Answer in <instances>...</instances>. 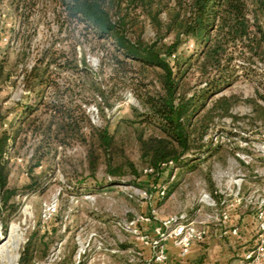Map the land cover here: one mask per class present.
<instances>
[{
    "label": "trees",
    "instance_id": "trees-1",
    "mask_svg": "<svg viewBox=\"0 0 264 264\" xmlns=\"http://www.w3.org/2000/svg\"><path fill=\"white\" fill-rule=\"evenodd\" d=\"M38 1L46 0H0V20L1 8H8L19 34ZM50 2L58 30H66L69 43L63 49L51 41L30 67L21 69L27 100L17 118L6 122L0 110V210L14 211L17 191L9 185L8 154L21 131L36 143L26 188L34 187L33 168L58 146L83 148L80 174L86 172L87 178L95 180L101 169L109 181L130 176L140 184L141 170L129 154V146L135 145L139 165L159 187L171 168L196 169L220 150L222 145L209 137L211 127L216 119L235 118L231 108L239 98L213 93L230 85L238 69L246 74L258 64L264 66V0ZM146 23L154 31L148 40L142 37ZM19 38L24 44L19 55H24L30 36L24 32ZM79 38L96 49L97 70L84 51H76ZM10 66L0 56V89L10 80ZM65 72L72 76L62 75ZM122 87L132 89L141 109L132 107L131 117L112 125L104 109L112 107ZM49 88L52 95L47 97ZM258 96L264 99L263 93ZM244 101L263 115L264 107L255 98ZM90 102L103 116L102 125L91 122L85 108ZM209 168L203 177L213 191ZM44 237L37 238L33 231L19 250L17 264L43 258L48 249Z\"/></svg>",
    "mask_w": 264,
    "mask_h": 264
},
{
    "label": "rangeland",
    "instance_id": "rangeland-1",
    "mask_svg": "<svg viewBox=\"0 0 264 264\" xmlns=\"http://www.w3.org/2000/svg\"><path fill=\"white\" fill-rule=\"evenodd\" d=\"M52 9L50 0L38 1L29 23L21 26L18 34L15 15L8 8H1L0 56L12 64L10 80L0 89V110L7 115L6 122L18 117L27 100L21 69L30 67L38 51L51 41L67 49V32L64 28L58 30ZM24 32L30 36L29 46L24 55H19L24 45L19 36ZM142 37H154L147 23ZM76 51H84L89 65L97 70L96 49L79 38ZM263 73L261 64L246 74L244 69H238V76L230 85L213 93V97L235 94L239 98L231 108L235 118L216 119L211 127L209 137L222 147L196 169L171 168L169 177L164 173L162 178L167 180L160 187L139 165L135 145L129 146V154L141 170L137 180L140 184L132 182L130 176L109 181L101 169L95 180L87 178L86 172L80 174L84 151L80 145H74L65 149L58 146L54 155L44 158L31 171L34 187L26 188L31 180L29 164L36 143L28 132L25 135L21 131L8 154L9 185L17 194L12 200L14 211L0 210V264H17L19 250L33 231L37 238L45 236L48 243L47 254L35 259V264H165L164 241L175 235L179 221L187 218L198 226L200 221H209L207 215L212 208L204 206L196 211L202 193L227 201L235 181L240 183L244 195L264 185V113L256 115L244 101L252 97L264 107V99L258 96V92L264 95ZM62 75L72 76L69 72ZM116 93L112 107L104 109L112 125L131 117L132 107L141 109L130 87L118 88ZM51 95L49 88L46 96ZM85 108L93 124L104 123L94 102ZM208 165L213 191L203 177ZM246 207L252 213V206ZM181 215L184 219L179 218ZM156 238L159 240L155 244ZM160 248L165 259L158 261L155 254Z\"/></svg>",
    "mask_w": 264,
    "mask_h": 264
},
{
    "label": "crops",
    "instance_id": "crops-1",
    "mask_svg": "<svg viewBox=\"0 0 264 264\" xmlns=\"http://www.w3.org/2000/svg\"><path fill=\"white\" fill-rule=\"evenodd\" d=\"M199 226H204L207 234L202 240L191 241L186 253H182L175 236L165 239V264H247L250 259L246 254L259 243L253 213L243 201L230 209L225 222L200 221ZM232 227L237 228L236 234L223 233L225 228ZM258 264H264V252Z\"/></svg>",
    "mask_w": 264,
    "mask_h": 264
},
{
    "label": "built area",
    "instance_id": "built-area-1",
    "mask_svg": "<svg viewBox=\"0 0 264 264\" xmlns=\"http://www.w3.org/2000/svg\"><path fill=\"white\" fill-rule=\"evenodd\" d=\"M216 134L214 135V139H216ZM150 170V169H148ZM264 173V172H263ZM229 200L222 199H215L209 193H202L199 197V207L196 211H200V209L204 206L212 208V212L209 213L207 216L209 220H217L220 222H225L229 218L230 209L237 204H240L242 201L246 205H251L252 213L255 220V230L259 237V243L251 249L246 254V258L250 259L247 264H258L259 257L264 252V185L259 188L255 189L252 192L247 194H243L240 188L239 182H234L232 189L229 190ZM163 193V190L160 191ZM221 207V208H219ZM216 208H219L217 210ZM179 218L184 219L181 215ZM237 233V228H225L223 233ZM175 237L177 238L176 243L181 246L182 253H186L189 247V244L193 240H202L206 234V228L204 226H198L195 224L194 220H188L187 218L178 222V227L174 233ZM158 236V235H157ZM157 239L153 240L154 243H157ZM159 240V239H158ZM165 259L164 250L160 248L155 254V260H163Z\"/></svg>",
    "mask_w": 264,
    "mask_h": 264
}]
</instances>
